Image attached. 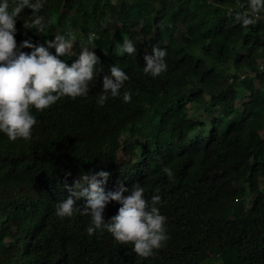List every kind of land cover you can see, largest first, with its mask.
Returning a JSON list of instances; mask_svg holds the SVG:
<instances>
[{
	"label": "trees",
	"instance_id": "trees-1",
	"mask_svg": "<svg viewBox=\"0 0 264 264\" xmlns=\"http://www.w3.org/2000/svg\"><path fill=\"white\" fill-rule=\"evenodd\" d=\"M240 3L46 0L44 34L26 27L32 9L22 10L18 45L82 30L86 40L95 37L100 71L86 98L33 109L32 139L0 133V264H264V23L241 27L230 11ZM124 39L137 54L120 53ZM153 45L168 53V69L156 78L143 72ZM78 55L59 58L70 66ZM113 64L128 74L121 92L131 90L132 99L109 97L100 106ZM240 89L247 98L238 106ZM99 170L110 173L105 191L138 182L147 202L161 197L155 206L167 217L168 240L152 255L106 230L90 236L89 215H56L69 195L66 173L71 184ZM120 206L110 201L105 220Z\"/></svg>",
	"mask_w": 264,
	"mask_h": 264
},
{
	"label": "clouds",
	"instance_id": "clouds-1",
	"mask_svg": "<svg viewBox=\"0 0 264 264\" xmlns=\"http://www.w3.org/2000/svg\"><path fill=\"white\" fill-rule=\"evenodd\" d=\"M46 0H0V133L10 141L30 140L37 112L44 111L61 98H86L93 81L100 71V60L94 49V35H89L87 43H81L78 58L69 66L59 57L76 55L73 47L78 40L71 31L56 33L54 38L45 43H33L31 38L19 45L15 39L19 14L25 7L32 9V15L26 27L44 34L50 27V19L41 14ZM233 19L241 27L256 25L264 21V0H243L237 8L230 9ZM91 45V49L87 46ZM24 48L30 52L22 51ZM54 48L53 54L50 49ZM121 54H137L136 43L124 39L119 46ZM167 50L156 45L151 47V54L145 52L143 72L156 78L168 69ZM102 80L103 91L96 103L103 106L109 99L122 97L125 103L132 99V91L121 92L128 74L118 64H113ZM243 76H241L242 78ZM163 172L171 178L173 171L165 166ZM66 173L63 187L69 195L58 202L56 215L61 218L74 214L89 215L90 225L86 231L91 236L106 230L121 244H131L132 251L148 257L153 250L160 249L168 240L167 217L155 206L161 197L153 195L151 202L144 198V187L135 183L131 188L123 183L115 190L105 191L103 187L110 175L108 171H89L71 184L67 183ZM158 191V190H157ZM127 193V195H125ZM86 198L83 207L76 201ZM110 201L121 206L117 214L105 220L104 211Z\"/></svg>",
	"mask_w": 264,
	"mask_h": 264
},
{
	"label": "rangeland",
	"instance_id": "rangeland-1",
	"mask_svg": "<svg viewBox=\"0 0 264 264\" xmlns=\"http://www.w3.org/2000/svg\"><path fill=\"white\" fill-rule=\"evenodd\" d=\"M71 32L73 34H75L77 36V38H78V40L74 43L73 47H74V49L76 51V54H79V52L81 50V43L80 42L87 43V40H86L87 38L85 36V32H83L82 30H76V29L71 30ZM87 46L90 47V45H87ZM244 92L245 91L243 89H240L241 98L237 102L238 106H241L242 101L245 98H247V94L244 93ZM188 106L190 108V114L191 115H193V116L195 115V116H199V117L201 116L202 112L198 111V110H194V107H193L192 104H189ZM261 186L264 188V180L261 181Z\"/></svg>",
	"mask_w": 264,
	"mask_h": 264
},
{
	"label": "built area",
	"instance_id": "built-area-1",
	"mask_svg": "<svg viewBox=\"0 0 264 264\" xmlns=\"http://www.w3.org/2000/svg\"><path fill=\"white\" fill-rule=\"evenodd\" d=\"M262 22L264 23V21H262ZM260 67H261V68H264V63H261V64H260Z\"/></svg>",
	"mask_w": 264,
	"mask_h": 264
}]
</instances>
